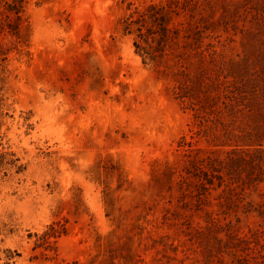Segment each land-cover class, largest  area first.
<instances>
[{
  "label": "rangeland",
  "instance_id": "374dc122",
  "mask_svg": "<svg viewBox=\"0 0 264 264\" xmlns=\"http://www.w3.org/2000/svg\"><path fill=\"white\" fill-rule=\"evenodd\" d=\"M171 1L0 0V264H264V0Z\"/></svg>",
  "mask_w": 264,
  "mask_h": 264
},
{
  "label": "trees",
  "instance_id": "16d2710c",
  "mask_svg": "<svg viewBox=\"0 0 264 264\" xmlns=\"http://www.w3.org/2000/svg\"><path fill=\"white\" fill-rule=\"evenodd\" d=\"M23 0H15L16 6L10 5L9 10L16 15L17 20H22L21 13L23 5L19 4ZM154 1V0H152ZM171 1V0H169ZM170 10L166 11V7L152 2L143 9H136L124 20V31L127 33L137 32L134 45L139 53L149 57L152 61H157L166 54L169 46H172L173 40L176 38L175 33L168 26L169 13H173V1L169 3ZM172 19V18H171ZM145 30V31H144ZM205 161V160H204ZM204 177L210 181L211 172L216 168L213 161L206 160Z\"/></svg>",
  "mask_w": 264,
  "mask_h": 264
}]
</instances>
